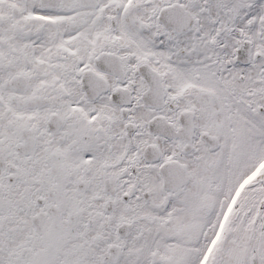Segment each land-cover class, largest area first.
<instances>
[{
  "label": "snow or ice",
  "instance_id": "6c2138e0",
  "mask_svg": "<svg viewBox=\"0 0 264 264\" xmlns=\"http://www.w3.org/2000/svg\"><path fill=\"white\" fill-rule=\"evenodd\" d=\"M0 264H264V0H0Z\"/></svg>",
  "mask_w": 264,
  "mask_h": 264
}]
</instances>
